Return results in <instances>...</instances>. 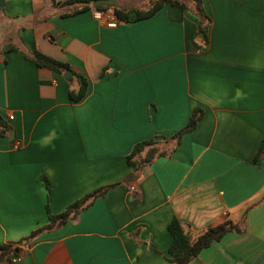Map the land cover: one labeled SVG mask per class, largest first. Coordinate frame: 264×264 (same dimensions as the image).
<instances>
[{
  "label": "crops",
  "instance_id": "crops-1",
  "mask_svg": "<svg viewBox=\"0 0 264 264\" xmlns=\"http://www.w3.org/2000/svg\"><path fill=\"white\" fill-rule=\"evenodd\" d=\"M65 1L0 9V244L21 248L0 264H172L173 219L192 235L224 221L239 229L189 264H264V156L253 161L264 138V0H201L204 35L189 8L110 29L92 8L68 16L79 6ZM35 53L84 76L85 96L72 102L77 80L37 67ZM195 108L202 118L169 157L127 165L135 144L170 138ZM109 186L21 243L48 223L46 207L59 215Z\"/></svg>",
  "mask_w": 264,
  "mask_h": 264
},
{
  "label": "trees",
  "instance_id": "trees-1",
  "mask_svg": "<svg viewBox=\"0 0 264 264\" xmlns=\"http://www.w3.org/2000/svg\"><path fill=\"white\" fill-rule=\"evenodd\" d=\"M93 1L95 0H66L61 5L69 6L77 4L79 6V9L71 10L68 16L87 11L89 8H92L94 11H106L109 9V7L94 6L92 5ZM164 6H173L180 10H185L187 8L191 9L200 19L199 33H202L203 35L205 34L206 28L211 21L203 11L201 0H152L148 3L145 10L138 8L123 10L114 8L113 13L118 20L136 22L151 17ZM33 63L39 68H46L53 72H68L71 75V79L73 78L77 80V88L75 90L70 89L68 91V97L72 102H78L85 96L88 86L86 78L81 74L72 73L67 64L55 61L51 58L43 56L40 53L34 54ZM202 115L203 112L200 109L195 108L192 110L185 126L179 129L170 138H163L162 141L150 139L135 144L125 158L127 165L138 171L143 166L153 162L156 158L169 157L174 149L179 145L181 138L195 130L197 123L202 118ZM8 129L9 127L0 117V135L5 134ZM170 142H173L172 148H161L163 144H168ZM263 156L264 138L261 140L256 150L253 161L257 162ZM45 186L46 189L49 190V185L46 181ZM110 187L111 186L100 188L83 196L79 200L70 204L65 211L59 215H52L46 207L48 223L32 232L21 243L23 244L25 241L33 238L42 231L50 230L54 226H61L69 219H75L81 210L89 206L96 198L103 196ZM167 229L171 237L167 259L172 264H189L192 260L197 258L203 249L209 247L213 242L219 241L226 233L232 230L237 232L239 231L236 226H233L228 221H224L219 225L207 228L201 234L192 235L185 231L182 225L175 219L170 221ZM20 254L21 248L18 245L11 243L0 244V261H10L18 258Z\"/></svg>",
  "mask_w": 264,
  "mask_h": 264
},
{
  "label": "built area",
  "instance_id": "built-area-1",
  "mask_svg": "<svg viewBox=\"0 0 264 264\" xmlns=\"http://www.w3.org/2000/svg\"><path fill=\"white\" fill-rule=\"evenodd\" d=\"M93 18L98 22L102 23L105 27L114 29L117 27V18L115 17L113 11H93ZM13 117L8 116V120H11ZM19 144L15 143V148H18ZM131 192H135L134 186L129 187ZM16 259V258H15Z\"/></svg>",
  "mask_w": 264,
  "mask_h": 264
},
{
  "label": "water",
  "instance_id": "water-1",
  "mask_svg": "<svg viewBox=\"0 0 264 264\" xmlns=\"http://www.w3.org/2000/svg\"><path fill=\"white\" fill-rule=\"evenodd\" d=\"M92 5L114 8L116 5V0H95L92 2ZM2 7H3V0H0V9ZM64 74L65 76H67L69 80H71V75L68 72H65Z\"/></svg>",
  "mask_w": 264,
  "mask_h": 264
},
{
  "label": "rangeland",
  "instance_id": "rangeland-1",
  "mask_svg": "<svg viewBox=\"0 0 264 264\" xmlns=\"http://www.w3.org/2000/svg\"><path fill=\"white\" fill-rule=\"evenodd\" d=\"M136 1L138 2V1H142V0H136ZM145 1H147V0H145Z\"/></svg>",
  "mask_w": 264,
  "mask_h": 264
}]
</instances>
